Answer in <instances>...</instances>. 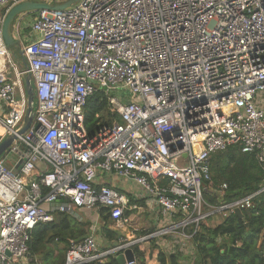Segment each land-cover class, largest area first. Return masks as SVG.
<instances>
[{
    "label": "built area",
    "instance_id": "1",
    "mask_svg": "<svg viewBox=\"0 0 264 264\" xmlns=\"http://www.w3.org/2000/svg\"><path fill=\"white\" fill-rule=\"evenodd\" d=\"M27 1L66 0H0V58L9 57L4 18ZM11 32L26 68L8 59L12 75L0 69V143L16 136L0 156V264L37 263L31 231L60 213L104 208L113 228L127 231L125 215L137 207L97 184L103 176L142 188L162 221L106 249L90 234L71 245L64 264L115 258L160 237L190 241L205 219L249 207L264 192L216 206L203 194L212 155L230 146L254 154L264 171V0H80L20 15ZM26 75L35 83L34 117L17 135ZM112 86L128 91L127 105ZM97 91L119 120L89 135L84 112Z\"/></svg>",
    "mask_w": 264,
    "mask_h": 264
},
{
    "label": "trees",
    "instance_id": "2",
    "mask_svg": "<svg viewBox=\"0 0 264 264\" xmlns=\"http://www.w3.org/2000/svg\"><path fill=\"white\" fill-rule=\"evenodd\" d=\"M84 116V127L89 135L94 134L100 126L119 120L102 91H97L88 98ZM210 174L211 180L205 183L203 194L205 200L214 206L256 194L264 186V171L254 154L242 153L239 146H230L225 151L212 155ZM223 184L227 188L220 190ZM241 212L243 219L234 214L226 217L214 215L200 223L198 232L192 238L195 249L192 264H264V192L255 195L249 207L241 208ZM98 214L106 227L110 223L107 210L99 209ZM125 216L129 226L137 225L132 212H127ZM212 219L220 222L211 226L209 222ZM89 227V222H78L66 213L57 214L51 224H38L31 231L28 243L31 256L36 259L40 257L49 243H62L64 248L58 258L53 257V250H50L41 263L37 260L34 264H64L65 251L73 242L85 238ZM132 250L137 264H146L143 246L135 245ZM157 258L159 264H179L182 259L178 253L169 257L160 253ZM89 264L117 262L113 256H109L100 262Z\"/></svg>",
    "mask_w": 264,
    "mask_h": 264
},
{
    "label": "crops",
    "instance_id": "3",
    "mask_svg": "<svg viewBox=\"0 0 264 264\" xmlns=\"http://www.w3.org/2000/svg\"><path fill=\"white\" fill-rule=\"evenodd\" d=\"M6 58L7 62L9 59L17 70L20 71L22 69L21 59L19 56H17V60H14L11 54H9V57ZM110 177H108V175L101 177L97 180V184H106L112 187H116L120 192L123 187L129 186V199L131 203L135 204L137 207V209L134 211V216L137 219V225L129 226L128 230L125 232H119L116 231L113 226H110V223L106 224L107 226L104 227L105 223L101 221L98 212H92L88 210H73L72 214L66 213L78 222L90 223L89 231L86 236L94 234L95 240L100 249L110 248L120 243L121 241H131V239L133 238L146 235L147 233L158 228L160 222L162 221L155 202L151 198L146 197L142 188H140L133 182L126 180L125 182H131L133 185L131 186L130 184H126L123 181L122 183H116L113 181L110 182ZM83 215L85 216V218L83 217ZM91 217H94L95 220H92ZM105 229H108V231H106ZM110 232H113L114 234H111ZM132 232H135L136 234H132ZM76 243H78V241H75V244ZM140 245L143 246L145 251L144 259L146 261V264H159L157 257L160 253L165 254L167 257L178 253V255H180L182 258L179 261V264H192V258L195 253V249L192 245V240H178L176 239V237H160L157 239L147 240ZM61 246H64V244H61ZM153 246H155V248H152Z\"/></svg>",
    "mask_w": 264,
    "mask_h": 264
},
{
    "label": "water",
    "instance_id": "4",
    "mask_svg": "<svg viewBox=\"0 0 264 264\" xmlns=\"http://www.w3.org/2000/svg\"><path fill=\"white\" fill-rule=\"evenodd\" d=\"M80 0H66L62 3L47 4L44 2H23L15 7H13L4 18L2 25V39L5 44V47L9 54L12 55L14 60H17V56L21 59V70L26 68L25 59L22 56V51L20 50V43L16 41L12 36V24L15 19L25 13L35 12L38 10H47V11H62L67 8L73 7ZM23 87L26 95V111L24 114L23 122L21 127L17 131V135H22L32 123L34 117V93L31 86V77L26 75L22 78ZM16 139L15 135L7 136L0 143V156L7 151L9 146ZM233 214L239 218L243 219V215L240 209H235ZM115 260L117 264H134L135 257L132 249H126L123 253L116 255Z\"/></svg>",
    "mask_w": 264,
    "mask_h": 264
},
{
    "label": "rangeland",
    "instance_id": "5",
    "mask_svg": "<svg viewBox=\"0 0 264 264\" xmlns=\"http://www.w3.org/2000/svg\"><path fill=\"white\" fill-rule=\"evenodd\" d=\"M29 21V20H28ZM26 28H28V24L25 26ZM24 27V28H25ZM3 67H7L6 65H3ZM8 73H10L11 74V71L9 70V72ZM31 86H32V89H33V93H35V83H34V80L32 79L31 80ZM109 89V93L111 94V95H114V96H119L120 97V101H121V103H122V105H127L129 102H130V98H129V93H128V91L123 87V86H118V87H115V86H112V87H109L108 88ZM35 99H36V97H35ZM10 152V149H7V151L5 152V154H8ZM16 159V157L14 156V155H11L10 156V159L5 163V167L7 168V169H11V167H12V160H15ZM108 177H110V176H108ZM109 181L110 182H116V183H122V181L123 182H125V180H123V179H117V178H115V177H110L109 178ZM126 181H128V180H126ZM126 184H130L131 186L133 185L131 182H129V183H127V182H125ZM128 190H129V186L127 187H123L122 188V190H121V192L122 193H124L126 196H127V198L129 199L130 197L128 196ZM43 208H49V206L48 205H43ZM135 212L133 211L132 212V214H134ZM83 217L85 218V216L83 215ZM91 219L92 220H95V218L93 217H91ZM220 222V220H211L210 222H209V225H216V224H218ZM110 226H113L111 223H110ZM125 234V233H124ZM132 234H136L135 232L133 233L132 232ZM127 235V234H126ZM61 244L62 243H59V244H56V243H49V244H47V247L45 248V249H43L42 250V254H41V256L40 257H37V260H38V262L39 263H41L42 262V260H43V257H44V255L48 252V251H50V250H53V257H55V258H58L57 256H59V253L63 250V248H64V246H61ZM73 244H75V242L74 243H72V244H70V247H71V245H73ZM69 249V248H68ZM68 251V250H67ZM67 251H65V252H67ZM66 254V253H65Z\"/></svg>",
    "mask_w": 264,
    "mask_h": 264
},
{
    "label": "bare ground",
    "instance_id": "6",
    "mask_svg": "<svg viewBox=\"0 0 264 264\" xmlns=\"http://www.w3.org/2000/svg\"><path fill=\"white\" fill-rule=\"evenodd\" d=\"M3 65H6L7 67H3ZM9 68V64L7 62V58L5 57H1L0 58V69H3V71H6ZM10 69H8L7 71L9 72ZM11 71V70H10ZM12 74V73H11ZM0 133H1V129H0Z\"/></svg>",
    "mask_w": 264,
    "mask_h": 264
}]
</instances>
